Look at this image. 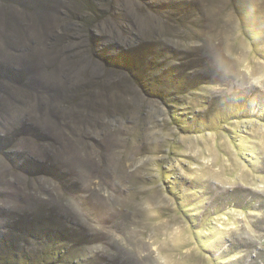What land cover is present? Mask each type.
I'll return each mask as SVG.
<instances>
[{
	"label": "rangeland",
	"instance_id": "rangeland-1",
	"mask_svg": "<svg viewBox=\"0 0 264 264\" xmlns=\"http://www.w3.org/2000/svg\"><path fill=\"white\" fill-rule=\"evenodd\" d=\"M0 264H264V0H0Z\"/></svg>",
	"mask_w": 264,
	"mask_h": 264
}]
</instances>
